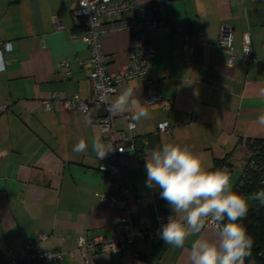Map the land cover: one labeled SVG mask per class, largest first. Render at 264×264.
Returning a JSON list of instances; mask_svg holds the SVG:
<instances>
[{"label":"crops","instance_id":"crops-1","mask_svg":"<svg viewBox=\"0 0 264 264\" xmlns=\"http://www.w3.org/2000/svg\"><path fill=\"white\" fill-rule=\"evenodd\" d=\"M139 1L155 4L157 16L165 20L148 36L155 49L152 76L162 99L144 104V78L122 83L112 99L129 86L138 87L136 95L150 113L138 122L130 112L113 114L117 128H124L129 118L137 133L149 137L148 144L139 140L136 150L120 160L122 180L131 187L127 202L138 209L135 222L144 225L157 214H173L160 190L146 186L145 163L153 149L165 143L187 145L209 170L224 160L235 188L251 157L247 141L264 139V125L258 123L264 112V0ZM76 6L77 0H0V44L10 43L0 56L5 65L0 104L8 107L0 112V244L16 249L26 239L46 234L40 247L63 251L53 264H190L197 236L189 237L183 248L159 238L152 244L139 233L119 253L92 248L85 256L78 250L79 237L116 238L123 211L108 207L97 195L118 194L107 184L112 176L100 169L108 156L99 160L92 147L96 137L108 144L106 138L87 113L63 105L75 94L82 99L92 94L88 71L80 63L89 50L72 16ZM223 25L232 27L238 52L251 47L250 60L239 58L234 67L226 64V52L214 46ZM199 33L188 56L185 37ZM101 42L109 71L126 68L131 34L109 33ZM65 58L70 59V76L58 66ZM51 93L58 99L45 109L42 102ZM163 121L169 122L170 132L154 134ZM81 139L88 147L76 153L73 148ZM200 235L215 238L212 228Z\"/></svg>","mask_w":264,"mask_h":264},{"label":"built area","instance_id":"built-area-1","mask_svg":"<svg viewBox=\"0 0 264 264\" xmlns=\"http://www.w3.org/2000/svg\"><path fill=\"white\" fill-rule=\"evenodd\" d=\"M72 16L77 25L81 28L79 36L87 45L89 56L80 63L88 71V79L91 84L92 94L88 99H82L75 94L71 99H65L63 105L67 109H79L87 113L90 119L98 125L101 134L106 138L113 150L107 154L108 160L100 169L108 172L112 178L108 180L109 186L117 189L118 194L109 196L104 193H97L103 198L106 205L123 211L118 218V236L113 239L103 237L86 240L78 238L79 251L87 255L89 249L95 248L99 251L121 252L123 247L131 245L139 233H144L150 243L158 240L156 235L160 225L167 221L169 215L157 214L153 220L144 225H138L135 218L138 215L136 206L129 205L127 194L131 187L126 185L121 177V157L128 152H134L140 140L142 144L149 143V137L145 132L137 133L129 129L133 123L129 118L125 119V127L117 128L113 123V114L110 112L109 103L113 94L122 83L135 79L144 78L147 84V95L144 98L145 105H151L161 101L162 97L157 93L155 80L151 71V59L155 57V49L149 42L148 36L157 28L165 24V20L157 16V7L153 3H142L139 0H77V6L72 10ZM54 24L61 28L59 20L53 17ZM119 31H128L133 40V46L128 53L126 68L117 72H110L107 58L102 50L101 39L104 35ZM200 38L185 37L183 48L189 56L192 44ZM233 29L229 25L220 28L218 40L214 46L224 50L227 54L226 64L234 67L239 58L250 60L252 57L251 47L245 46L242 52H238L232 45ZM10 47L9 42L0 44V56L3 50ZM70 59L65 58L58 64L67 76H70L68 69ZM58 95L51 93L43 100V107L48 109L52 100H57ZM171 102L165 104L164 108L169 109ZM5 104H0V112L7 111ZM171 126L168 121L157 124L154 134L169 133ZM220 168L229 166L225 163ZM205 228H211L207 226ZM47 238L46 234H38L36 238L26 239L19 248L4 247L0 244V264H53L63 256L60 249L45 250L40 243ZM132 255L137 256L132 252ZM261 255V253H259Z\"/></svg>","mask_w":264,"mask_h":264},{"label":"clouds","instance_id":"clouds-1","mask_svg":"<svg viewBox=\"0 0 264 264\" xmlns=\"http://www.w3.org/2000/svg\"><path fill=\"white\" fill-rule=\"evenodd\" d=\"M4 70L0 58V72ZM137 88L129 86L112 99L110 112H130L133 122L148 119L150 113L137 97ZM87 123L91 120L87 119ZM258 123L264 125V112L259 115ZM134 128L135 123H130L129 129ZM87 147V142L81 139L73 151L81 153ZM92 147L99 160L113 150L99 137L93 140ZM145 170L146 186L158 188L161 199L173 213L157 229L159 239L167 245L183 248L189 237L197 236L191 243L190 264H245L253 241L241 221L248 215L250 200L264 206V188L245 196L234 190L227 168L209 170L189 146L174 143L153 149L146 158ZM206 225L213 229L214 239L200 235Z\"/></svg>","mask_w":264,"mask_h":264},{"label":"trees","instance_id":"trees-1","mask_svg":"<svg viewBox=\"0 0 264 264\" xmlns=\"http://www.w3.org/2000/svg\"><path fill=\"white\" fill-rule=\"evenodd\" d=\"M247 145L250 148L251 157L234 188L245 196L264 188V139L248 140ZM223 163L227 164L224 160L217 161L213 170L220 168ZM252 202L247 217L241 221L253 241L251 254L245 258V263L254 260L255 263L264 264V206H260L258 201L252 200Z\"/></svg>","mask_w":264,"mask_h":264}]
</instances>
